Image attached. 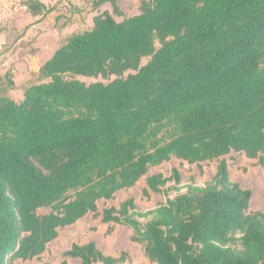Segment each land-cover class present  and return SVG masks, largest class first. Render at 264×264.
Instances as JSON below:
<instances>
[{
  "label": "trees",
  "instance_id": "16d2710c",
  "mask_svg": "<svg viewBox=\"0 0 264 264\" xmlns=\"http://www.w3.org/2000/svg\"><path fill=\"white\" fill-rule=\"evenodd\" d=\"M123 1L94 0L112 12L72 34L22 100L9 96L11 71L0 81V264L40 258L90 215L129 228L151 264H264V213L225 159L264 168V0H139L134 16ZM25 4L34 16L56 9ZM173 159L219 165L204 186H183L178 170L149 176L144 194L165 197L154 209L131 198L100 211ZM65 256L129 263L94 242Z\"/></svg>",
  "mask_w": 264,
  "mask_h": 264
},
{
  "label": "rangeland",
  "instance_id": "374dc122",
  "mask_svg": "<svg viewBox=\"0 0 264 264\" xmlns=\"http://www.w3.org/2000/svg\"><path fill=\"white\" fill-rule=\"evenodd\" d=\"M66 3L60 11L64 13V19L51 18L49 24H52V29H50V25L46 26L48 32L39 33L38 21L29 20L26 16L27 7L20 6L18 7L20 11L15 9L18 12L13 11L5 18L0 17V81L8 71H11L13 80L16 79L18 82L17 90L12 93L14 99L21 98L22 88L35 83V75L31 71L32 64L27 56L38 55L40 51L43 55L50 56L60 44L63 45L67 42L68 38L66 39V37L72 31L79 32L91 27L90 18L85 14L87 8H84V5L78 6L71 0H66ZM59 5L54 7L59 9L61 8ZM121 6L126 16L139 14V0H124ZM81 9L83 13L79 14L78 11H81ZM116 18L119 21L122 20L121 17ZM77 23L79 24L78 27L75 26ZM68 24H74L75 27L63 33L62 25L65 27ZM56 29L61 34L63 33V36H58L55 32ZM41 34H45L43 36L46 39L45 43H43V38L39 39ZM63 38L66 39L64 42L62 41ZM44 44L46 45L44 46ZM157 46L159 47V45ZM148 61L149 58H145L142 65L147 64ZM77 78L87 84L107 82L103 78ZM11 92H9V96ZM225 159L229 164L232 181L240 184L245 190L252 192L251 211L264 213V168L259 166L258 160L248 159L244 154H232ZM218 165V161L206 162L198 166L173 159L152 169L149 175L140 180L135 187L119 192L114 200L100 202L99 209L103 211L111 207L118 208L123 202L131 198L135 200L138 208L142 211L154 209L165 201V197L155 193H151L150 196L144 194L149 176L162 173L166 177H170L173 170H178L182 176L183 186H204L214 178ZM176 195L174 192L171 193L172 198ZM46 212V210L40 211L42 214ZM132 236L133 233L129 228L123 226L112 227L104 224L100 218H94L90 215L77 224L62 229L59 237L49 245L46 253L40 258L31 261L17 260L13 264H82L80 259L66 257L65 254L74 244L83 245L90 242H94L107 256L119 258L123 253L127 254L129 257V263L127 264H151L145 256L143 247L133 242Z\"/></svg>",
  "mask_w": 264,
  "mask_h": 264
},
{
  "label": "crops",
  "instance_id": "0c3cea01",
  "mask_svg": "<svg viewBox=\"0 0 264 264\" xmlns=\"http://www.w3.org/2000/svg\"><path fill=\"white\" fill-rule=\"evenodd\" d=\"M27 1H30V0H0V17H4L5 18L6 16L9 15V13L12 14V12L15 11V9L20 11L18 9V7H20V6L27 7L26 4H25ZM39 1L42 4H44L46 7H48V8L57 6L59 4H60L59 6H61V8L56 9L54 12H52L50 14H47V15L46 14H42V15L34 16L29 10H27V15L26 16L28 17V19L29 20L38 21L37 28H39L38 29L39 33H43L44 31L48 32V29L46 28V26L48 27V25H50V29H52V24L51 23L49 24V20H51V18H56V19H59V20L64 19V17H63L64 13H62L60 11L62 10L63 5H65L67 3H66V0L65 1L64 0H39ZM71 1L76 3L78 6H83L84 5V8H87V10L85 11V14L88 16V18H90L91 27L86 29V30H90L93 27V25H94V17L97 14H99V12H105V11L112 12V7H111V4H109V3L104 4L103 6L99 7L97 10H95L94 9V5H93V1L94 0H71ZM122 3H121V5H122ZM89 4H90V7H89ZM85 6H87V7H85ZM121 9H122V6H121ZM18 11H15V12H18ZM78 13L79 14L83 13L82 9H81V11L79 10ZM73 25L74 24H68L65 27H63V25H62L61 29H62L63 33L67 32V31H70L71 28H73L75 26L76 27L79 26L78 23L75 26H73ZM86 30H80L79 32H76V31L73 32L72 31L66 37V39L69 38L72 34L84 32ZM55 32L58 34V36H63V33L61 34L58 29H56ZM45 34H47V33H45ZM45 34H41L40 37H39V39L43 38V43H45V40H46L43 37ZM63 39H62V41L64 42L66 39L65 38H63ZM40 44H41V46H43L42 43H40ZM45 45L46 44H44V46ZM61 45L62 44H60V46L50 56L49 55L48 56L47 55H43L42 51H40L38 53V55L35 54V55L27 56V58H30V62L32 64L31 71H32V73L34 75L37 74L40 71L41 67L53 57L54 53L61 47ZM14 82L16 84L15 85L16 87L13 90H11L12 92L10 93V97L13 98V99H14V97L12 96V93H14V91H16L17 88H18L17 80L14 79ZM27 86H25V87H27ZM25 87L22 88L23 91L21 92V98L18 99V100H22L23 99Z\"/></svg>",
  "mask_w": 264,
  "mask_h": 264
},
{
  "label": "built area",
  "instance_id": "2783aa9c",
  "mask_svg": "<svg viewBox=\"0 0 264 264\" xmlns=\"http://www.w3.org/2000/svg\"><path fill=\"white\" fill-rule=\"evenodd\" d=\"M7 65H8V62H7ZM7 65H6V66H7Z\"/></svg>",
  "mask_w": 264,
  "mask_h": 264
}]
</instances>
